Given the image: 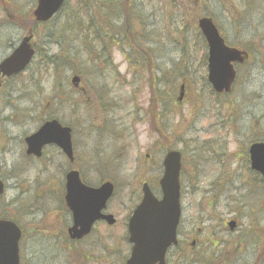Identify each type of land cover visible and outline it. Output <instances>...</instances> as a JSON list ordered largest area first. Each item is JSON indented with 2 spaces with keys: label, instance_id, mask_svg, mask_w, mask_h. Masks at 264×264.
Returning <instances> with one entry per match:
<instances>
[{
  "label": "rangeland",
  "instance_id": "obj_1",
  "mask_svg": "<svg viewBox=\"0 0 264 264\" xmlns=\"http://www.w3.org/2000/svg\"><path fill=\"white\" fill-rule=\"evenodd\" d=\"M36 1L1 0L0 62L26 32L19 16L30 14ZM66 6L87 9L93 18L102 13V27L121 31L113 44L93 18L100 37L87 24L63 26L61 12L48 24L34 26L36 56L0 88V179L6 186L0 218L19 215L16 221L28 232L19 241L20 264H104L92 260V254L101 247L108 254L109 246L124 241L126 220L141 197L140 184L156 188L167 151L181 155V242L190 255L183 256L184 264H264V190L250 185L256 176L246 159L251 143H264V0H67ZM127 6L134 33L151 55L153 83L148 72L134 65L135 53L127 58L130 49L119 46ZM202 17L212 19L228 46L255 51L236 68L228 96L214 95L205 81L206 47L196 29ZM69 24L76 30L66 33ZM65 58L76 64L74 70L66 68ZM73 76L85 92L73 87ZM181 85L184 96L178 102ZM150 89L155 98L158 90L164 91L165 104L158 106L164 137L154 134L145 114ZM49 120L72 130L76 166L88 185L115 181L108 204L115 226L97 224L88 239L74 244L82 254L67 251L64 237L40 233L47 223L68 225L59 199L47 195L59 196V180L63 183L61 174L67 171L58 150L46 149L35 162L24 155L23 139ZM229 220L237 224L233 232L226 227ZM82 255L86 261L79 260Z\"/></svg>",
  "mask_w": 264,
  "mask_h": 264
},
{
  "label": "water",
  "instance_id": "obj_2",
  "mask_svg": "<svg viewBox=\"0 0 264 264\" xmlns=\"http://www.w3.org/2000/svg\"><path fill=\"white\" fill-rule=\"evenodd\" d=\"M65 0H37L33 12L37 23L48 22L61 8ZM198 28L208 48L207 81L216 94L228 93L234 81L232 64H241L244 54L224 46L216 28L210 19L198 21ZM24 39L20 46L0 65V73L9 77L22 71L30 62L33 52ZM72 83L76 84L77 79ZM70 131L61 129L53 121L44 124L34 135L25 139L27 155L39 157L40 150L45 145H55L62 153L71 158ZM251 170L259 173L264 180V145L255 144L249 149ZM164 174L159 181L162 199L160 202L152 198L146 186L143 188V199L134 211L128 224L129 242L133 244L128 264L162 263L166 249L174 243V231L178 223V172L179 156L169 153L164 162ZM67 197L70 208L74 211L76 232L74 226L71 238L79 239L89 232L92 223L101 217L99 212L104 208L112 193L110 184L102 185L96 191L82 187L77 174L71 173L66 178ZM2 185L0 183V195ZM109 225L113 224L111 217H104ZM230 229L234 225L229 224ZM20 231L9 222L0 221V264H18V241Z\"/></svg>",
  "mask_w": 264,
  "mask_h": 264
},
{
  "label": "flooded vegetation",
  "instance_id": "obj_3",
  "mask_svg": "<svg viewBox=\"0 0 264 264\" xmlns=\"http://www.w3.org/2000/svg\"><path fill=\"white\" fill-rule=\"evenodd\" d=\"M3 1V0H2ZM0 2H1V0H0ZM22 25H25L26 27L25 28H27V25L28 24H23L21 21H19ZM21 32H22V34L24 33L23 32V30L21 29L20 30ZM26 32H27V29L25 30ZM26 32L24 33V35L26 34ZM22 39V38H21ZM34 41V35H33V38H32V42ZM31 42V43H32ZM34 50V49H33ZM81 90H82V92H85V87L83 86V85H81V88H80ZM72 146H73V158H74V160H73V163H71L70 161H66V158L63 156V155H61L60 154V152H59V154L61 155V158H62V161H63V163H64V166H65V168H66V172L63 174V172H62V174H61V177L64 179V177H65V175L67 174V172H69L70 170H71V168H72V164H75L76 163V159H78V156H77V154L75 153L76 151H75V147H74V145H73V143H72ZM48 148H50V147H45V148H43L42 149V155H41V157L40 158H31L34 162L35 161H40V160H42V158L44 157V153H45V150L46 149H48ZM59 175V174H58ZM64 184V183H63ZM63 184H62V187H61V189H60V192L62 193V201H63V197H64V188H63ZM59 192V193H60ZM47 195H49V194H47ZM50 196H53V197H56L57 199H59V196H60V194H59V196H57V195H53V194H50ZM60 214H62V216H63V220L65 219V218H67L65 221H64V223H68V225L67 226H63V228L61 227V225L60 224H57V223H55L56 224V229L58 230V232L57 233H54V236H52V229H51V227H52V225H54V222H52L50 225L48 224L47 226V228L46 229H48L49 231H50V235H49V237L51 238V236H52V238H54V239H57V238H63V237H68V235H67V231L72 227V225H73V222H72V217H71V213L69 212V210L67 209V207L64 205V203H63V209H62V212H60ZM54 216L55 217H58L59 216V214H54ZM48 222H50V221H48ZM96 224H104L103 222H97V223H95L93 226H92V229H91V231H90V233L92 234V233H94V226H96ZM48 233V231H45V230H41V233ZM59 234V235H58ZM90 234V235H91ZM69 238V237H68ZM85 239V238H84ZM84 239H82L81 241H83ZM81 241H79V240H76V241H71L72 243H79V242H81ZM74 244H72V245H70L69 246V250H72L73 249V245ZM191 247L193 248L194 247V242H192L191 244ZM183 245H182V242L181 241H177V243H176V245L175 246H173L172 248H170L169 249V251H168V255H167V257H165V259H164V263L163 264H184L183 263V256L184 255H187V256H190V255H188V254H186V252H184L183 251ZM100 249V254H105V252H103V250H102V247L101 248H99ZM96 251H98V250H96ZM102 252V253H101ZM100 256V257H99ZM99 256H97V257H99L98 259H100L101 257H102V255H99ZM102 263H104V264H119L120 263V258L118 257V255H117V252H115V251H110V253H108V254H106L105 255V257L103 258V260H102Z\"/></svg>",
  "mask_w": 264,
  "mask_h": 264
},
{
  "label": "trees",
  "instance_id": "obj_4",
  "mask_svg": "<svg viewBox=\"0 0 264 264\" xmlns=\"http://www.w3.org/2000/svg\"><path fill=\"white\" fill-rule=\"evenodd\" d=\"M66 8L67 7H64V9H63V13H64L63 26L68 24V23H78V27L82 28V25L87 24V26L89 27V30L93 31L99 37V35H98L99 32L95 29V27L92 24V18L93 17H91L89 15L87 9L83 10L82 8L79 7L77 9L68 10ZM98 14H99V18L103 19V14L102 13H98ZM124 14H125V19H124L125 27H124V29L128 33L132 32L131 26L129 24V21L131 19V14L129 13L128 10L125 11ZM97 17L93 18L95 20V22L97 21ZM97 40H99V38L96 39L95 41H97ZM144 51L145 50L143 49L142 54H145ZM136 52H138V50H136ZM145 52H147V51H145ZM147 58H149V57L147 56ZM65 60L67 63L66 68H69V70H74L73 66H75L76 64L72 60H69V62L66 58H65ZM203 62H204V59H203Z\"/></svg>",
  "mask_w": 264,
  "mask_h": 264
}]
</instances>
